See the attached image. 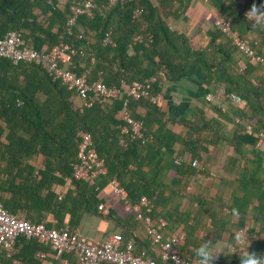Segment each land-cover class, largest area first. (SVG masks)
Instances as JSON below:
<instances>
[{"label": "trees", "instance_id": "trees-1", "mask_svg": "<svg viewBox=\"0 0 264 264\" xmlns=\"http://www.w3.org/2000/svg\"><path fill=\"white\" fill-rule=\"evenodd\" d=\"M71 1L0 0V38L20 30L26 42L40 51L64 39L84 51L70 54L62 62L64 68L78 74L89 70V81L117 85L121 94L81 109L77 92L41 66L14 64L0 57V202L32 223L55 229L69 226L72 233L80 232L77 227L85 214L113 218L114 201L125 208L114 193L105 191L117 178L127 188L132 205L142 195L149 198L152 218H165L167 233L185 232L180 249L197 259L195 229L203 215L219 232L224 223L216 213L222 199L215 200L203 190L197 193L195 183L204 175L214 178L209 166L214 154L217 158L222 152L229 155V148L234 150L231 157L236 165L247 162L248 147L254 165L258 164L256 146L264 130V63L247 58L215 21L230 15L233 29L264 57V18L249 15L255 7L264 12V0H94L93 14L81 16L73 35H67ZM107 33L114 44H103ZM138 35H143L142 41L135 40ZM135 79L151 81L152 93H163V98L157 103L130 99L125 106L127 89ZM185 80L198 82L189 103L177 95V87ZM220 86L225 89L221 99L208 100L207 95ZM232 94L241 100L238 105L231 100ZM193 98L199 103L193 104ZM184 104L187 107L180 112ZM125 108L154 135L152 142L121 143ZM81 129L93 135L108 168L94 184L73 175ZM194 160L198 165H193ZM66 179L69 189L58 193L56 186ZM104 201H109V214L99 210ZM127 212L129 216L115 220L123 242L132 241L138 255L173 264L162 260L158 244L146 229L147 240L134 236L128 224L143 221L132 208ZM257 214L253 210L256 218L248 221V248L264 256V220L257 219ZM244 217L240 225L247 223ZM41 251L46 255L40 256ZM55 258L49 244L26 236L17 238L10 256L0 250V264H43ZM70 260L77 264L73 255ZM230 262L240 264V254L214 257V264Z\"/></svg>", "mask_w": 264, "mask_h": 264}, {"label": "built area", "instance_id": "built-area-1", "mask_svg": "<svg viewBox=\"0 0 264 264\" xmlns=\"http://www.w3.org/2000/svg\"><path fill=\"white\" fill-rule=\"evenodd\" d=\"M116 1L110 0L111 3ZM49 2L53 4L54 0H49ZM96 7L97 4L94 0H72L70 3L71 15L66 26L67 35H73L78 19L83 15H92ZM215 25L226 37L231 39L232 44L247 58L264 63V57L257 52L256 48L233 29L230 15L218 17ZM143 38V35H138L135 40L142 41ZM114 43L110 33H107L103 39V44ZM76 53L83 54L84 51L77 49L72 43L64 39L53 45L48 51H40L26 42L20 30H11L0 38V57L7 58L14 64L27 62L41 66L54 80L61 81L68 89L77 92V97L83 103L80 106L81 109L91 107L95 103L108 101L121 94V88L117 85L89 81V70L78 74L73 70L64 68L62 62L68 61L71 57L70 54L75 55ZM162 76H165L164 73ZM155 79L156 77L152 78L153 81ZM151 85V81L133 80L127 89L128 98L125 100V106L129 104L130 99H148L153 103L160 101L164 96L163 93L153 94ZM224 94L225 89L220 86L216 91L210 92L207 99L219 100ZM230 98L237 105L241 102L235 94L230 95ZM122 121L120 124L122 134L120 141L122 144L128 145L134 140H140L142 143L154 140V135L147 132L143 122L133 117L127 108L122 112ZM77 137L78 154L77 160L72 164L73 175L76 179L86 180L94 184L98 177L106 175L108 172L105 158L99 154L90 132L81 129L78 131ZM262 142H264V130L259 135L258 144ZM176 161L180 163L182 158ZM193 165H198V161L194 160ZM109 187L110 192L114 193L126 208H132L138 220L143 221L153 243L159 246L162 260L173 264H198L197 259L185 256L180 249L185 232L178 235L169 234L167 233L168 221L165 218L161 217L158 220L152 218L150 213L153 205L146 195H142L132 205L129 201V192L119 179H111ZM99 210L103 214H109L108 202H101ZM237 233L246 234L248 238V226L240 227ZM19 236L38 238L50 245L56 254V258H61L64 254L73 255L77 264H159L155 258L136 254L133 242L124 243L120 233H112L106 239L101 240L82 232L72 233L69 226L60 229L49 228L44 223L35 224L8 211L0 202V250L5 251L10 256L14 252L15 243ZM39 254L40 256L46 255L45 252Z\"/></svg>", "mask_w": 264, "mask_h": 264}, {"label": "crops", "instance_id": "crops-1", "mask_svg": "<svg viewBox=\"0 0 264 264\" xmlns=\"http://www.w3.org/2000/svg\"><path fill=\"white\" fill-rule=\"evenodd\" d=\"M197 89L198 82L185 80L177 87V95H181L180 97L178 96L180 99L178 97L177 99L181 102L188 100L187 103H189L191 101L190 97H193V91L195 92ZM76 102L79 107L83 104L82 100L78 97L76 98ZM192 103L197 104L199 102H197L196 98H193ZM184 105L185 106L181 107L180 112H184L187 107V104ZM258 145L256 148L258 150V160H261V163L259 162L260 164L258 163L254 165V157L250 153L251 147H248L246 150L248 153L247 162L241 165H236L233 163L234 159L231 157L234 150L233 148H229V155L222 152L219 155V158H217V155L214 154L213 163L209 165L211 170H213L214 178H208V176L206 177L204 175L200 178L202 181L198 179L195 183L197 185V193H200V191L203 190L209 195H212V198L215 200H217L218 197L222 199V201H218L219 206L218 212L216 213L218 214L220 223L222 224L223 221L224 227L225 225L228 227V229H224L223 227L222 232H219L220 230L218 231L217 228L208 224V219L210 218L207 214H204V220L198 224L195 229L197 238L196 247L203 241V238L206 240H212L213 243L231 241L233 239L232 237L235 236L240 227L248 226V221H252L256 218L253 215V210H258L257 217L259 218L257 219L264 220V142ZM44 160L45 157L41 156L40 164H43ZM200 183L202 184L200 185ZM69 187V181L66 179L64 184H58L56 186V190L58 193H62L66 192ZM105 191L110 192V187L107 186ZM224 200L226 201L225 207H223L225 203ZM113 203L115 204V208H113V218L107 219L96 215L85 214L77 227V230L101 240L106 239L112 233H118L121 228L115 220L123 219L124 217L129 216V213L127 212L128 208H126V206L125 209L121 207L118 202L114 201ZM198 208L199 206H197V209ZM214 209L216 210V207ZM202 211L206 212L205 210ZM234 213L238 215L234 216ZM243 215H246L244 219L247 223L240 225V220H242L241 217H243ZM230 221H232L233 224H231ZM125 223L127 222L125 221ZM128 226H131V228L135 230L134 236L147 240L143 222L138 221V224H128ZM204 233L205 237H203ZM215 235L218 236L216 240ZM246 250L249 252V248ZM187 256L192 257L190 254H187ZM71 258L72 255H68L64 258H55V261L43 260V264H74V261L70 260ZM230 264H234V262H230Z\"/></svg>", "mask_w": 264, "mask_h": 264}, {"label": "clouds", "instance_id": "clouds-1", "mask_svg": "<svg viewBox=\"0 0 264 264\" xmlns=\"http://www.w3.org/2000/svg\"><path fill=\"white\" fill-rule=\"evenodd\" d=\"M250 18H264V12L258 11L257 8H252ZM234 216L238 215L236 213ZM205 237V233L203 234ZM248 239L246 234L237 233L231 241H222L213 243L212 240L203 241L196 247V257L198 264H214V257H219L222 253L232 252L240 254V264H264V256H258L254 252H248Z\"/></svg>", "mask_w": 264, "mask_h": 264}]
</instances>
